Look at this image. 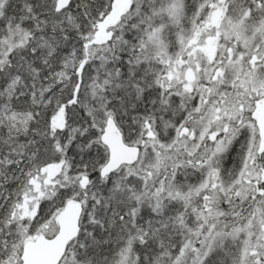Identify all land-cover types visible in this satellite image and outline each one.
I'll use <instances>...</instances> for the list:
<instances>
[{
	"label": "trees",
	"instance_id": "1",
	"mask_svg": "<svg viewBox=\"0 0 264 264\" xmlns=\"http://www.w3.org/2000/svg\"><path fill=\"white\" fill-rule=\"evenodd\" d=\"M91 1L92 6L88 0L76 1L82 30L68 36L70 40L63 46L67 58L73 56L76 62L70 71L72 78L63 88L48 90L46 108L34 114L28 125L29 133L43 135L41 142L37 140L30 156L10 158L24 161L25 170L0 179V202H5L0 207V231L4 233L7 226L12 230L11 219L26 212L19 222L22 227L27 225L28 237L50 235L56 229L59 210L67 202L77 201L83 208L80 232L66 253L76 249L78 264H255L254 257L261 252L255 253V238L244 249L242 230L236 229L254 220L256 212L264 213V180L259 177L254 189L244 186L243 155L233 158L231 148L213 163L209 148L208 153L200 148L192 153L181 143L184 128H196L201 113L194 117L195 99L162 86L165 68L145 38L147 27L154 31L153 26L163 22L167 29L169 21L160 4L166 6L172 0H134L130 17L125 14L115 25L114 47L102 51L103 46L84 47L83 42L111 13L114 0ZM217 1L222 17H248L245 30L264 17V0H180L179 29L191 23L200 26L207 20L208 4ZM103 2L106 7L97 9ZM52 9L54 0H7L4 23H10L7 28L17 35L32 27V19ZM163 39L169 45L174 42ZM237 43V54L246 53V46ZM168 51L175 53L173 45ZM60 107L64 123L57 128L52 123ZM109 115L121 126L128 143H153L160 157L156 159L158 168L148 164L152 159L144 149L148 151L150 146L141 144L140 163L99 177L107 155L98 136ZM129 125L136 139L127 132ZM254 165L260 174L264 172V152L258 153ZM82 177L88 179L85 187ZM160 185L184 197H164ZM204 201L214 215L196 220L195 212L206 209ZM201 251L197 263L194 256ZM244 253L246 261L241 260Z\"/></svg>",
	"mask_w": 264,
	"mask_h": 264
},
{
	"label": "rangeland",
	"instance_id": "2",
	"mask_svg": "<svg viewBox=\"0 0 264 264\" xmlns=\"http://www.w3.org/2000/svg\"><path fill=\"white\" fill-rule=\"evenodd\" d=\"M179 1H168L166 6L160 4L161 11L164 10L166 19L169 21L166 26L168 30L164 29L162 22L153 26L154 31L148 30L147 27L144 34L146 41L155 47L158 60L165 68L166 73H164L162 86L168 90L177 91L182 97L184 95L189 99H195V105L193 102L194 117L201 113V119L195 122L196 128H192L190 131H186L184 128L181 136L183 142L181 143L187 145L192 153L196 152L197 148L208 153L209 148L211 150L209 161L213 163L230 148L233 149V158H240L242 154L241 165L243 164L242 171L245 172L244 186L254 189L259 183L257 180L259 177L260 181L264 180V172L260 174L254 165V159L258 157L260 151L261 140L255 135L257 126L254 123L255 118L252 119V116H255V102L264 95V17L258 20L254 28L245 30L244 20L248 17L246 16L244 20L243 16L235 20L222 17L220 1H217L213 5L207 3L209 14L207 20L200 26L191 23L188 27L179 29V17L182 12V7L177 5ZM6 2L7 0H0V23H4L7 17L2 15ZM135 3L134 0H114L111 13L93 27L95 29L91 36L98 31L101 23L109 26V23L114 19L118 23L120 17L125 14L130 17V9H133ZM72 5L77 6L76 0ZM33 21L34 19H32L33 25L30 30L34 34L36 31L39 32L36 33L39 36L38 39L32 36L33 47L31 50L35 54V47H37V51H40L43 57L38 56L32 62L25 59L22 51L25 49L26 38H29L28 31L26 33L16 32L15 39L8 43L4 32L6 31L8 36L10 35L11 31L7 28L10 23H4L3 27L0 25V162L2 154L4 159L10 160L12 155L28 157L33 151V148L29 149V146L23 143L21 146L18 145L20 147L18 149L14 147L15 143H21L19 137L28 136V124L33 116L28 110L21 109V106L24 105L21 100H15L14 97L18 93L24 94L35 89H40V93L43 91V97H45L48 90L63 88L69 81L67 73L73 65L72 59H70L72 56L67 58L66 52L63 51L65 41L70 40L66 36V31L71 30L69 37H73L74 32L82 30L79 17L71 9L62 12L52 9L42 15L40 19L35 18ZM129 29L131 30V28ZM159 35L162 37L160 38ZM165 37L174 40L170 45H173L175 53L168 51L170 45L164 41ZM237 40L246 46V53L237 54L239 52ZM102 50L104 49L102 48ZM236 54L237 56H235ZM215 65L218 67L215 68ZM41 70L43 80L39 78L35 81L29 78L32 75L35 77L36 73H40ZM16 71L19 76L16 75ZM188 75L192 76V79L188 78ZM205 77L208 78L205 79ZM61 82L64 84L59 86L58 84ZM32 101L35 102V99L32 98ZM44 102L43 110L46 108ZM61 108L57 109L53 116V127L60 128L64 123V113ZM127 128L129 129L130 125ZM130 130L133 132L132 129ZM148 131V135L154 139L150 128ZM132 132L129 133L130 137L136 139L134 137L136 132ZM36 136L37 140L41 142L43 135ZM134 143L138 146L142 144L144 148L147 145L150 146L148 151L146 148L144 149L146 155L152 159V163L148 164L158 168L156 159L159 160L160 157L158 150L155 151L153 143L144 140ZM142 156L143 152L134 164L140 163ZM6 164L8 165V162ZM1 170L2 164H0ZM160 186L159 192L164 197H175V199L184 197L183 194L172 190L171 187ZM201 192H204V188ZM202 195L205 198L204 193ZM201 204L203 205V202ZM204 206H206L205 201ZM211 209L206 206V209L198 210L195 212L194 218L199 220L202 215L213 216ZM256 213L254 220L252 218L242 228L236 230H242L244 249L247 248L245 246L252 243L251 238H255L252 245L255 248V253L261 251L254 257L255 264H264V213ZM24 216H26V212L21 217ZM21 217L11 219L13 220L12 230L7 226L4 233L0 231V264L19 263L21 245L28 237L27 230L24 229L27 225L22 227L19 222ZM19 226L21 231L18 230ZM55 228L57 229V226ZM74 251L76 249L67 252L59 264H78L79 260L76 259ZM202 252L194 256L197 263L202 258ZM246 256L247 253H244L241 260L246 261Z\"/></svg>",
	"mask_w": 264,
	"mask_h": 264
},
{
	"label": "water",
	"instance_id": "3",
	"mask_svg": "<svg viewBox=\"0 0 264 264\" xmlns=\"http://www.w3.org/2000/svg\"><path fill=\"white\" fill-rule=\"evenodd\" d=\"M71 0H56L55 10L61 11ZM114 24V21H113ZM112 31L96 33L91 40L95 45H101L112 38ZM191 78V77H190ZM255 113V126H257L258 137H260V152L264 151V96L258 103ZM103 133L100 137L101 143L108 148V157L100 166L98 174L105 178L117 171L123 165L134 164L140 157V147L129 145L124 142L123 135L112 117H107ZM88 182L86 177L82 178V186ZM82 206L79 202L71 201L64 205L56 216L57 229L50 235L39 234L34 238L23 241L20 251L19 264H59L64 256L70 242L79 234Z\"/></svg>",
	"mask_w": 264,
	"mask_h": 264
},
{
	"label": "bare ground",
	"instance_id": "4",
	"mask_svg": "<svg viewBox=\"0 0 264 264\" xmlns=\"http://www.w3.org/2000/svg\"><path fill=\"white\" fill-rule=\"evenodd\" d=\"M73 1L74 0H71L70 3L68 5H66V7L63 8L59 12H62L64 10H70L71 9V10H73L75 12V14H77V12H76V9L77 8L72 5ZM76 1L82 2L83 0H76ZM88 2H89V5L92 6V1L91 0H88ZM105 7H106V3L103 2V3H100L98 5L97 9H103ZM2 15H4V14H2ZM109 24L110 25L109 26H106L105 28H101V29L98 28V31L96 33L100 32L101 30H103V32H107L109 30H112V22H110ZM94 29H93V31H94ZM27 31H28V34H29V38H26V41H25V49L24 50L22 49V51L24 53L25 59L28 60V62H32V61H34L36 59V57H38V56L39 57H43V55L40 53V51H37V49H38L37 47H35V54H33V51L31 50V48L33 47L32 46V41H33L32 36H35V39L36 38L38 39V36L39 35L36 34V33H39V32L36 31L35 34H34L30 30V28L27 29L26 32ZM70 31L71 30H69V29L66 31V36L67 37L71 34ZM6 33L7 32L5 31L4 32V37L7 38L8 43H11L13 41V39H15L14 37H16V35L10 32V35L8 36ZM6 35H7V37H6ZM94 35L91 36L88 41L83 42L84 47L94 45L93 43H91V40L93 39ZM4 37L2 38L3 40L5 39ZM112 39H113V37L110 40L106 41V43H103V44L97 45V46H103V49H105V48L112 49L114 47V44H113V40ZM0 41H1V39H0ZM22 44H24V43H22ZM70 59H72L73 65L70 67V69L68 70V73H67L68 76H69V79L72 78V76H70V71L76 66V62L74 61L73 56L70 57ZM22 64H24V63L22 62ZM16 73H17L16 75L19 76L17 71H16ZM42 73L43 72L41 70L40 73H36V76L35 77L32 75V76H29V78L34 79L35 81L38 80L39 78H40V80H43ZM39 90L40 89L30 90V92L28 91L27 93H24V94L18 93L17 96L14 97L15 100H21L22 105H24V106H21V109H23L24 111L25 110H28V112H30L31 114H33V116H34V114H36L38 111H40L43 108V101H45L44 103L46 104L47 103V99L49 98V95L47 93H46L45 97H43V91H42V93H40ZM32 98L35 99V102L32 101ZM257 109H258V105H257V107L255 109V113H256ZM33 116H32V119L34 118ZM109 116H107V117H109ZM107 117H106V119H107ZM110 117H112L114 119L117 127L121 131V126L117 123V121L115 120V118L113 116H110ZM106 119H105V122H104V124H103V126L101 128V131L99 133V136H98L100 143H101L100 137H101V135L103 133V130H104V127L106 125L105 124L106 123ZM129 129H132L133 130V127L130 126ZM129 129H127V132H129V133L132 132L131 130L129 131ZM133 132H135V131L133 130ZM121 133L123 135V140H124L125 143H127L129 145H137L134 142L128 143L126 141L125 137H124V133L122 131H121ZM255 135H256V137H258V133L255 134ZM259 139H260V137H259ZM16 140H18V139H16ZM19 141L21 142L20 144L15 143V145H14V147L17 148V149L20 148L18 145L21 146L22 143L24 145H28L29 146V149L32 148L34 145L37 146V136H36L35 133H32V132L29 133L28 136H24V137L21 136V137H19ZM101 145L106 150V155H107L106 158H107L108 157V148L103 143H101ZM12 156H14V155H12ZM12 156L10 158H12ZM2 161L4 162V164H3ZM6 162H8V165L6 164ZM0 164H2V170L0 171L1 176L3 178H7V179L10 176H15V173H12V172H20V171H23V170L26 169V163L24 161H12V160H9V159L7 160V159H4V158H1ZM4 203L3 202H0V207H2L4 205ZM55 220H56V218H55ZM56 226H57V222H56Z\"/></svg>",
	"mask_w": 264,
	"mask_h": 264
},
{
	"label": "flooded vegetation",
	"instance_id": "5",
	"mask_svg": "<svg viewBox=\"0 0 264 264\" xmlns=\"http://www.w3.org/2000/svg\"><path fill=\"white\" fill-rule=\"evenodd\" d=\"M114 21V20H113ZM107 25L105 24V23H101L100 24V29L101 28H105ZM114 26H115V24L114 25H112V27H113V29H112V31H114Z\"/></svg>",
	"mask_w": 264,
	"mask_h": 264
}]
</instances>
